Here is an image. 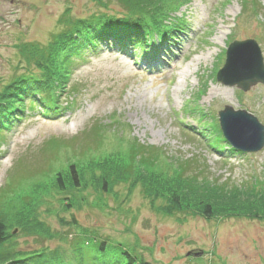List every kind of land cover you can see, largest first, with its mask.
<instances>
[{
	"label": "rangeland",
	"instance_id": "374dc122",
	"mask_svg": "<svg viewBox=\"0 0 264 264\" xmlns=\"http://www.w3.org/2000/svg\"><path fill=\"white\" fill-rule=\"evenodd\" d=\"M108 8L111 15L121 13L116 4ZM100 11L94 0H0V94L12 79L27 75L16 45H46L63 30L59 21ZM175 16L184 26L162 46L149 42L155 51L151 66L140 54L145 47L122 54L101 44L72 66L60 90L42 91L55 107L43 104L36 92L19 99L13 91L11 115L0 119V211L7 198L27 189L41 192L46 182L52 186L45 188L39 218L66 242H38L12 228L14 245L2 248L11 262L31 264L33 255L24 252L45 247L70 252V243L82 238L123 244L145 264H264V210L206 218L192 207L167 216L164 198L147 195L134 176L121 178L126 151L136 145L162 153L156 171L166 180L173 177L166 158L176 159L191 162L190 173L199 182L264 192V147L238 154L209 146L225 106L245 111L264 127L262 85L241 92L215 79L233 41L254 40L264 63V0H187ZM3 109L0 105V114ZM111 158L117 162L104 174L107 191L98 183L93 189L90 166ZM71 166L79 169L81 186L58 193L56 174ZM256 206L264 207L261 201ZM195 250L202 256H187ZM103 260L100 264L108 263Z\"/></svg>",
	"mask_w": 264,
	"mask_h": 264
},
{
	"label": "trees",
	"instance_id": "16d2710c",
	"mask_svg": "<svg viewBox=\"0 0 264 264\" xmlns=\"http://www.w3.org/2000/svg\"><path fill=\"white\" fill-rule=\"evenodd\" d=\"M94 1L102 11L83 19L64 18L63 21H59L63 30L54 35L46 45L22 43L15 46L23 66L22 70H25L27 75H20L12 79L0 94V105L4 107L1 111L4 114H0L1 120L7 119V116L11 115L8 114L7 107L12 104V101H15L12 97L14 92L19 99H22L26 94L36 92L34 96L41 99L43 104L47 107H55L42 91L55 93L58 89L60 90L64 79H68L72 66L85 53L94 52L101 44L107 49L122 54H128L129 50L135 48L143 49L142 47H145L140 54L146 57L145 61L147 62H144L151 66L154 63L153 60L155 61V56H153L155 51H153L154 47H150L149 42L156 41L162 46L165 38H169L170 34L178 32L184 26L181 18H177L175 15L187 3V0ZM111 4H116L121 13L113 15L107 13L108 6ZM150 49L152 51L148 52ZM30 70L34 71L36 75L30 74ZM33 78H37L35 84L38 86L37 88L31 82ZM27 83L31 86L30 88L23 85ZM11 85L15 86L16 91L8 90ZM1 125L5 126L2 121ZM96 131L99 132L100 127ZM209 146L213 149L225 146L229 148V151L238 153L224 141L218 125L212 127V142ZM153 150L131 145L126 151L120 175H123L121 176L123 180L125 178L130 180L129 178L134 176L135 182L140 183L147 195L164 198L163 213L165 215L191 212L190 208L192 207L195 212L206 218L211 217L215 212L236 214V212L244 211L243 213L250 214V209L264 210V207L259 210L256 206L258 201L264 205V192L260 188L258 190L255 187L240 190L226 188L223 185L218 186L215 183L211 184L205 179L199 182L196 175L190 173L192 163L188 161L176 159L167 161L165 157L173 174L172 178L166 180L156 171L162 153ZM116 162L111 158L94 163L93 167L90 166L89 174L93 189L94 187L98 188L96 185L100 184L98 189L101 192L107 191L108 183L104 174L113 170L111 165ZM96 171L99 172L98 175H96ZM79 173V169L74 171L73 166L69 167V171L66 170L65 174L57 173L53 188L58 193L64 192L67 188L78 190L81 186ZM45 183L43 181L40 183L43 189L41 192L33 194L31 190L27 189L21 196L17 195L14 199L9 197L5 201L7 203L0 211V264H23V261L18 259L11 262L14 258L2 251L4 244L14 245L11 233L17 227L18 232L38 242L52 239L66 242L65 237L61 238L57 232L51 230L39 218V206L46 198L45 188L52 186ZM59 206L62 205L59 203ZM240 206L244 207V210ZM62 209L64 211L65 208L62 207ZM11 229L12 232H10ZM73 242L79 244L81 248L73 246ZM72 243L69 245L70 252L67 253L65 251L62 253L57 248L49 250L47 247L24 253L33 255L31 264H100V260L103 259L105 262L108 260L106 264H145L120 243L98 242L82 238H75ZM82 247L87 248L86 251L83 252ZM15 252L16 255L21 253ZM37 252L39 254L35 255Z\"/></svg>",
	"mask_w": 264,
	"mask_h": 264
},
{
	"label": "water",
	"instance_id": "95a60500",
	"mask_svg": "<svg viewBox=\"0 0 264 264\" xmlns=\"http://www.w3.org/2000/svg\"><path fill=\"white\" fill-rule=\"evenodd\" d=\"M215 79L223 86L235 87L241 92L251 87H264V63L254 40L233 41L225 51L224 64ZM219 131L229 147L241 154H256L264 147V127L245 111L224 107L217 113ZM192 258L202 256L195 250L187 254Z\"/></svg>",
	"mask_w": 264,
	"mask_h": 264
},
{
	"label": "bare ground",
	"instance_id": "6f19581e",
	"mask_svg": "<svg viewBox=\"0 0 264 264\" xmlns=\"http://www.w3.org/2000/svg\"><path fill=\"white\" fill-rule=\"evenodd\" d=\"M197 61H199V60H197Z\"/></svg>",
	"mask_w": 264,
	"mask_h": 264
}]
</instances>
